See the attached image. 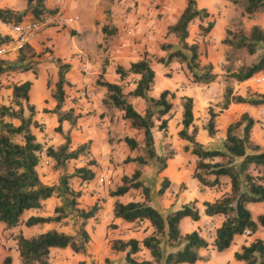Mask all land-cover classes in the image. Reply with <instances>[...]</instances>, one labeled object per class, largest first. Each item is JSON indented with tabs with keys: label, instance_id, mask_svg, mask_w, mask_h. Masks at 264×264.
Listing matches in <instances>:
<instances>
[{
	"label": "trees",
	"instance_id": "1",
	"mask_svg": "<svg viewBox=\"0 0 264 264\" xmlns=\"http://www.w3.org/2000/svg\"><path fill=\"white\" fill-rule=\"evenodd\" d=\"M229 1L242 9L243 16L250 19L264 14V0ZM186 2L187 6L178 21L170 25L167 31V38L174 36L178 42L161 44V50L167 54L158 58L157 62L166 67L173 63L186 65L192 73L193 84L208 86L218 79L214 65L202 63L200 44L191 43L189 39L191 25L197 20L203 22L210 14L207 10L199 8L198 0ZM52 13L54 10L48 9L46 0H27V7L23 11L0 8V23L18 25L28 15H31V19L43 20ZM214 26L215 22L211 20L208 24L201 25L200 35L207 37ZM103 32L107 36L117 34V30L110 29L109 26H105ZM12 42L10 35L0 32V49ZM223 43L228 48V64L225 66L227 87L224 101L219 106L220 112L228 110L232 104H248L257 108L264 106V94L243 97L235 94L232 85L233 82L245 83L264 72V29L260 25H253L249 30H228ZM37 57V53L28 44L19 50L16 61L0 59V75L27 72L38 75L40 62ZM54 62L58 67V81L52 97L57 105L48 112L57 116L59 125L56 131L64 136V144L46 147L34 134L33 128L41 127L35 120L36 108L30 104L33 85L31 81L15 82L11 87L12 104L0 106V224H5L7 230H14L23 223L27 227L62 223L72 216L82 219V224L75 234L54 229L30 238L23 234L16 235L15 241L22 264H54L51 255L55 249H71L76 254L87 253L91 241L87 223L100 211L98 205L90 210L79 208V199L83 193L76 191L69 183L70 179L78 178L82 184H90L95 179V171L89 166H84L77 168L72 175L66 174L70 162L91 157L92 142L73 148L70 134L63 131V124L66 122L75 128L81 114L74 108L65 109L66 86L69 85L67 75L71 71V64L62 59H56ZM238 62L241 64L237 66ZM117 73L123 82L112 83L101 78L97 81L98 86L107 90L103 105L119 110L123 118L130 123V127L142 137L125 136L122 140L131 152L137 153L134 157H127L124 164L134 163L136 168L132 175H124L121 184L110 192V196L116 199L113 215L115 220L130 224L146 223L147 231L152 230L142 241L134 238L111 241L113 251L126 255L124 264H198L204 260L202 250L213 246L219 253L226 252L233 246L237 236L250 232L247 236L254 237L261 228L264 229V214L255 219L249 209L251 204L264 203V146L252 139L253 129L260 121L249 113H244L239 120L228 126L222 149L207 148L196 139L199 129L195 123L192 97L178 98L171 90H164L158 98L150 95L155 86L156 71L149 53L132 63L129 69L119 66ZM124 81H132L135 85L129 93L126 92L127 84ZM130 98L146 102L144 113L135 108ZM175 99H179L182 111L183 127L179 137L191 144L186 150H191L198 159L193 177L202 186L209 188L222 186L223 178L229 180L228 192L213 202L204 203L205 215L223 217L213 242L206 239L201 231L195 230L186 234L182 231L181 224L184 219L190 218L195 222L201 219L196 202L184 205L165 217L153 205L151 188L144 179L146 170L150 167L156 168L158 174L168 168L172 155L159 153L155 134L156 131L168 130L175 115ZM218 116L219 113L213 108L209 109V120L205 129L211 137L219 132ZM15 120L20 122L19 125L14 123ZM19 138L21 142L17 141ZM44 153L55 161L56 168L61 172L59 183L56 185L45 184L39 174L38 168ZM93 164V161L89 163ZM169 186L170 181L165 178L159 195H164ZM131 191L139 192L141 200L122 201L121 198ZM53 197L61 200V205L56 207L53 216H32L25 222L24 216L27 212L42 209L45 202ZM142 251H147L150 258L140 259L138 255ZM235 259L243 264H264V239L255 238L250 241L235 254ZM0 264H14V258L7 255Z\"/></svg>",
	"mask_w": 264,
	"mask_h": 264
},
{
	"label": "crops",
	"instance_id": "2",
	"mask_svg": "<svg viewBox=\"0 0 264 264\" xmlns=\"http://www.w3.org/2000/svg\"><path fill=\"white\" fill-rule=\"evenodd\" d=\"M66 1L68 7V14L70 17L74 18V22L72 23L70 28H65V29L54 28V27L49 28L45 32L38 35L30 43L31 47L39 56L36 58L40 62L38 65L39 66L38 75H35L32 72L14 73L17 76L18 83H24L27 81L32 82L33 85L30 92V104L34 105L36 108L35 120L39 124L46 123L47 121H49L51 123L52 128L58 127L59 125L57 116L48 112V110H53L57 105L55 100L50 99L53 93L52 90L53 88L51 89L48 88L49 79H53L55 84L58 81V67L54 62L56 59H62L64 62L71 64L72 66L71 71L67 75V79L69 81V85L70 83L76 85L74 90H80L81 87L83 86L82 89L85 92L87 93L91 92V89L88 87V85H90L91 81L99 80L100 78L99 75H103L104 77L109 78L105 81L112 83H121L123 81L121 80V76L117 73V68L119 66H122L125 69H129L132 63L140 60L146 53H149L151 56L152 55H156L159 57L166 56L167 53L161 50L160 46L163 43H170L169 41H171V43L173 44L175 43L174 36H170L169 38H167L168 27L178 21L179 17L181 16L182 12L187 6L186 0H178L179 2L178 1L176 2V0H169L168 2L165 3L166 5L164 7L165 8L164 12L167 13V19L165 18L163 23L160 24L157 23L156 21V8H155L156 3L159 2L160 0H66ZM228 2L229 0H226V6ZM46 4L49 10L56 9V0H46ZM198 6L200 9L207 10L208 13L210 14V17H208V19H205L204 22L200 20H197L196 22L199 21L200 25H206L205 21L210 19L214 20L215 9H213L212 7L210 8L203 6L202 4L199 3V0H198ZM26 7H27V0H2L0 2V8H11L17 11H23L26 9ZM27 18H31V15H28ZM255 20L256 21L254 22L253 25H260L264 29V14H259L255 18ZM196 22H194L191 25L190 28L191 37L189 41L194 40L192 34V27ZM214 22H215V26L207 37H203L201 35L197 36L195 42H198L200 44L201 50L203 49L201 43H203L204 40L207 42L215 37L214 33L218 21L217 22L214 21ZM105 26H109L110 29L117 30V34L111 36L105 35L103 32V28ZM0 32L4 35H10L12 38L14 37V32L9 30L2 23H0ZM221 34L218 35L217 37L219 38L222 37ZM80 35H81L80 37L81 39H79ZM95 43H97V45ZM5 50L6 52L3 54L2 58L10 61H16L18 59L19 51L13 48V43H11L8 46H5ZM73 57L81 60L82 68L79 69L78 66L75 68V65L73 64L74 63ZM107 57H109L108 62H107ZM201 58L203 59V57ZM205 60L208 61V59ZM50 61L51 63H49ZM222 61L224 62L225 60L223 59ZM209 63H212L214 65V72L218 75L217 81L208 86H204V85L199 86L193 84L190 87L188 86L187 90L183 92L182 95V96L192 97L194 99V114L196 118L195 123L199 129L198 134L196 136L197 141L210 149H222L228 126L231 123L239 120L244 113H249L253 118L260 121V123H258L253 129L252 139L257 144L261 145L260 142L256 139L255 134L260 126L264 127L263 124L264 118L257 117L255 115V112L258 109H262L264 111V106L257 108L250 106L248 104H232L228 110L224 111L221 115L219 114V116L217 117V127L219 129V132L214 137L209 136V133L205 129L207 123L202 124L201 121L199 120L200 117L197 114L199 109L198 105L200 102L212 103L213 91H216L217 93L216 94L217 99L215 97L214 102L218 104L223 103L224 99H221V96L222 95L224 96L226 89L224 83L221 80L223 72H221V69H219L218 62H216L214 57H211ZM176 64L178 63H173L170 67H166L164 65L163 66L165 67L164 69H175L177 67ZM48 65L50 66V68ZM84 68H86L88 71L86 77H83L81 73V70L84 71ZM49 69H50V73L48 72ZM106 69H107V73H106ZM91 70H92V76L89 77V75L91 74ZM155 71H156V80H157L159 76L158 74L159 71L157 69H155ZM179 72H176L175 74L178 76ZM255 77L264 78V72L257 74ZM38 78L42 79L43 81V83H41L42 84L41 86L38 85ZM168 79L171 80L170 78ZM124 83L126 82L124 81ZM263 84L264 82L261 84H256L254 82V77L245 83H236V85L240 87H244L246 85L261 86ZM69 85L66 86V91ZM98 87H99V91H101L103 95L102 102L98 110H103L101 106L103 105V99L107 94V90L105 88H102L101 86ZM196 87H203L201 89H204L205 87V93L203 94L200 101L197 99L196 95L194 94ZM166 90H169V88H167ZM93 94L95 95V97H97L95 93ZM235 94L241 95L243 97H247V93L243 91L239 93H237L236 91ZM47 100L49 101V103H46ZM101 113H104V111H102ZM181 121H182V111L180 116V125H181ZM14 123L16 125H19L16 122ZM66 123H64L65 125L64 124L63 125L65 126V129L66 127H68L67 130L65 131L66 134L67 133L70 134L72 139V146L74 148H77L79 145L85 144L91 140L93 141V139L91 138L93 133H90V131L88 132V129H85V133L82 134L83 136H80L81 132L78 131V129L76 128L77 126L75 128H72L70 123L69 124ZM84 125L85 124H83V126ZM34 130L35 128H33V132L36 135ZM190 133H192V129ZM167 134L168 136L165 137L164 139L165 145L173 149L174 154L172 155L171 159H169L168 161V168L159 175L162 178H167L170 181V187H174L179 185V183H181L183 180L187 181L185 172L186 170H188L189 158H191V160L194 162L193 166L190 165L192 170V176H194L198 159L191 153V150L188 151L189 152L188 154L184 152V150H186V147L191 145L188 141L181 139L177 134L174 135L168 132ZM62 139L63 137L60 135L59 145H61ZM155 139H156V147L159 151L160 145H159L158 136L156 134H155ZM216 143L219 144L218 147L215 145ZM122 144L124 145L123 146L124 151H126V157L124 158V160L129 156L134 157L135 153L131 152L124 142H122ZM91 153H92L91 155H93L92 157L96 159L102 156L101 151L99 150V146L96 142H93L92 144ZM104 153H107L109 156H112L113 154L115 155L117 154V152L115 151V147L111 145L110 141H107V144L104 147ZM159 153L161 155H167L160 151ZM135 168H136L135 164L131 163L132 173L131 174L129 173L127 175H132L135 171ZM38 171L42 181L45 184L47 185L58 184V182L52 181V177H49V175L48 177H44L41 174L39 168ZM144 179L147 180V174L145 175ZM221 180L223 182V185L215 188L202 186L194 177H191L187 182H185L187 183V188L180 197V201H184V202L182 203L181 206L176 205L175 208L173 207L171 208L170 211H167V213L169 214L173 211L182 208L184 205L196 202V205L201 213V219L198 222H195L190 218L184 219L181 224V228L185 234L198 230L203 232L202 235H204L206 239H207L206 235L208 234L210 238L209 241L211 240L212 242L214 241L216 231L222 225L223 217L220 216L210 217L205 215L204 203L213 202L217 198L221 197L224 193L230 190L229 180L226 178H223ZM147 184L151 188L153 205L164 215L165 211L162 202L156 203V200L154 198V191L152 189V186L149 185L148 180H147ZM159 190L160 189L158 188L157 191L158 195H159ZM132 192L133 191H131L130 193ZM168 192H170L169 188L164 193L163 195L164 198L168 196ZM191 193H193V196H190ZM186 197H189L190 199L186 201L185 200ZM112 199L113 202H111V204L109 203V211H110V219H111L110 223L115 224L119 227V229L116 231L117 232L116 239L129 240L134 238L142 241L147 235L151 234L152 232L151 229L147 231L148 224H146L144 231L145 233L141 234L140 232H136L132 230L134 228V223L130 224L119 219L115 220L113 215V207L116 199L115 198ZM170 199L171 198L168 197L166 201L167 200L169 201ZM138 200H141V196H139ZM172 200L173 202L170 201V203H174L177 200V198H174ZM59 205H61V200L59 198L53 197L45 202V205L42 209L37 211L35 210V211L27 212V214L24 216V219L26 221L32 216H43V217L53 216L56 207ZM251 205L253 206L252 208H250ZM251 205H249V209L252 211L255 219L259 215L264 214V203L251 204ZM45 225H49V224H45ZM21 226L16 228L15 230L21 229ZM139 229L140 228L138 227V230ZM238 238H242V241L239 243V245H236L234 253H232L229 258L223 259L222 256L219 255L218 252L214 250V247L210 246L208 249L201 251V255L204 258V260L200 261L198 264H243L242 262H239L235 259V254L237 252H240L242 248L245 245H248L249 242L252 241L253 239L255 238L264 239V229L261 228L254 237H249L247 235L237 236L234 244L237 243ZM15 248H16L15 250L17 251V258L14 256L12 252L9 253V255H11L14 258V263L15 260L16 259L18 260L20 257L16 244H15ZM57 251H62V250L57 249ZM115 253H117L115 254V256L117 257L118 256L121 257L122 255V252H115Z\"/></svg>",
	"mask_w": 264,
	"mask_h": 264
},
{
	"label": "rangeland",
	"instance_id": "3",
	"mask_svg": "<svg viewBox=\"0 0 264 264\" xmlns=\"http://www.w3.org/2000/svg\"><path fill=\"white\" fill-rule=\"evenodd\" d=\"M2 0H0L1 2ZM169 0H160L156 3V21L157 23L162 24L165 18L167 19V13L165 11V3ZM178 0H176L177 2ZM179 2V1H178ZM199 3L205 7H212L215 9L214 20L218 21L217 26L215 28V37L210 39L209 41H205L202 44V63L208 64L210 62L211 57H214L216 62H218L219 69H221L222 74V82L224 86L227 87V83L225 81V66L228 64L226 59L227 47L223 43V40L227 37V31H240V30H249L251 26L256 21L254 19H250L247 16H243L242 9L236 7L232 2H228L226 6V0H199ZM210 20L205 21L206 24L209 23ZM225 20V21H224ZM204 22V21H203ZM226 22V25H225ZM225 25V26H224ZM200 22H196L192 27V34L194 40H191V43H194L197 39V36L201 34ZM70 28V27H68ZM65 29V28H63ZM222 33V34H221ZM222 35V37H217L218 35ZM75 35V34H73ZM81 35L79 36V39ZM174 44H177V39L174 37ZM171 43V41H169ZM97 45V43H95ZM214 44V45H213ZM102 47V46H101ZM264 51V50H263ZM106 53V51H105ZM2 58V57H1ZM0 58V59H1ZM161 58L156 55H152L153 66L155 69L159 71V76L156 80L155 87L153 91H151L150 95L153 97H159L160 94L169 88L176 96L179 98L183 95L188 88V86H192V73L189 71L186 65L176 64L175 69H164L165 67L157 62V59ZM205 59H208L206 61ZM225 60L224 62L222 60ZM75 68H82V62L80 59L73 57ZM109 57H107V62ZM251 59H248L250 61ZM247 61V59H246ZM51 63V61L49 62ZM70 64V63H69ZM237 66L241 64V62L236 63ZM49 66V65H48ZM50 68V66H49ZM180 71V72H179ZM50 73V69L48 70ZM178 73V76L175 74ZM83 77H86L88 74L81 70ZM107 73V69H106ZM180 75V77H179ZM92 76V70L89 77ZM103 80H107L109 78L104 77L103 75H99ZM41 78V77H40ZM38 78V85L41 86L43 83L42 79ZM99 78V79H100ZM170 78L171 80H169ZM98 80L91 81L88 87L91 89V92H85L81 87L80 90H74L76 85L73 83L69 85L67 88V100L65 109L69 110L72 107L76 109L78 114H81V118L78 120L77 129L81 132L80 136L85 133V129H88V132L93 133L91 140L96 142L99 146V150L101 151L102 156L98 159L91 157L81 158L80 160H74L70 162L66 168V174L72 175L74 174L77 168H81L83 166H89L92 170L95 171L96 176L92 183L88 184V187L85 188L84 184H82L81 180L78 178L70 179L69 183L72 188L76 191H81L83 195L79 199V208L90 210L93 206L98 205L100 207V211L95 218L90 219L87 223V229L91 235V241L88 245L87 253L85 254H76L71 249L57 251V249L53 250L51 255V261L54 264H124L125 263V254L122 253L121 257L115 256V253L112 250L111 241L117 238V230L119 227L115 224L110 223V211H109V203L113 202L112 197L110 196V192L115 190L120 184L123 175L131 174V164H124V158L126 157V151L123 149L122 140L125 136H134L136 138H141L142 135L137 131L133 130L130 127V123L123 118V114L114 108H106L104 105L101 106L103 110H98L100 104L102 102V93L99 91V87L97 84ZM18 82L16 74L12 75H1L0 81V106H8L12 104V85ZM126 92L129 93L133 88L134 84L131 82H126ZM216 85V84H215ZM213 85V86H215ZM234 87V92L237 93L243 91L247 93V96L254 97L256 94H264V84L261 86H244L240 87L236 85V82L232 83ZM212 86V87H213ZM48 88L54 91L55 83L53 79H49ZM203 87H196L195 95L197 99L200 101L203 94L205 93ZM207 91V89H206ZM91 93V94H90ZM95 93L97 97L93 94ZM216 91L212 93V103H199L198 107V116L199 120L202 124H206L209 119V109L213 108L220 115L223 112H220V103H215L214 99L216 97ZM50 99L54 100L51 96ZM217 99V97H216ZM221 99H224V96H221ZM133 102L135 108L140 112L144 113L147 108V104L145 101L140 99L130 98ZM56 102V101H55ZM46 103H49L47 100ZM174 103L176 108L174 110V118L170 121L168 130L166 131H156V135L159 140V151L163 152L167 155H173L174 150L167 147L165 145V137L168 136V133L177 134L179 136V130L182 129L180 125V116H181V107L179 99H175ZM222 104V103H221ZM91 105V106H90ZM91 108V109H90ZM104 111V113H101ZM29 114V112H27ZM48 114V113H46ZM255 115L259 118H264V111L262 109H258L255 112ZM177 118V119H176ZM17 124L20 122L15 120ZM66 124H69L68 122ZM83 124H85L83 126ZM87 124V125H86ZM159 124V123H158ZM262 124V123H261ZM65 125V124H64ZM63 125V131L66 134L68 127ZM41 128H35V133L39 141H41L46 147L54 146L58 147L60 135L63 137L62 144L65 143V138L62 134L56 131L57 127H51V123L47 121L46 123L40 124ZM73 128V127H72ZM178 132V133H177ZM256 139L260 142L261 146H264V127L260 126L258 131L255 134ZM17 141L21 142V139H17ZM107 141H110L111 145L115 147V151L117 154H113L109 156L107 153H104V147L107 144ZM52 143V145H51ZM217 147L219 144H215ZM73 147V146H72ZM74 148V147H73ZM186 154L189 152L184 150ZM135 153L134 155H136ZM120 159V160H119ZM123 159V160H122ZM93 161V165H89V163ZM194 162L189 158L188 160V170L185 172V176L187 181L193 177L192 170L190 165L193 166ZM39 170L44 177H52V181L59 183V178L61 172L56 168L55 161L49 158L46 153L42 155L41 163ZM147 180L149 185L152 186L154 191V198L157 202H162L164 208V216L168 215L167 211H170L171 208H175L176 205L181 206L184 201H180V197L182 193L187 188L186 180H183L179 185L170 187L168 196L166 198L163 195H158V188L160 189L163 185V180L158 173L156 168L150 167L146 170ZM54 177V178H53ZM147 180L146 183H147ZM140 196L139 192H132L129 195L122 198V201H133L138 200ZM190 196H193L191 193ZM171 198L169 201L166 199ZM177 198L174 203L172 199ZM190 199L186 197V201ZM172 204V205H171ZM253 206L251 205L250 208ZM28 218V217H27ZM25 220V219H24ZM26 222V221H25ZM82 224V219H79L77 216L69 217L64 220L62 223H51L49 225H38L33 227H27L24 223L21 226V229L18 230H7L5 224H0V263L3 259L9 255L10 252L14 254L17 258V251L15 250V236L19 234H24L26 237H33L50 230H58L61 232H65L68 234H75L79 231L80 226ZM138 227L140 228L138 230ZM146 223L134 224V228L132 230L136 232H140L144 234ZM124 231V230H122ZM203 233V232H202ZM122 235V234H121ZM204 236V235H203ZM207 239L210 240L208 234L206 235ZM242 241V238L237 239V243H235L230 250L224 253H219L223 259H227L230 257L236 248V245ZM212 242V240L210 241ZM166 246V244H164ZM211 250V249H210ZM215 250V249H214ZM168 251V250H167ZM166 251V252H167ZM216 251V250H215ZM140 259L150 258V254L146 251H142L139 255ZM14 264H22L21 259L15 260Z\"/></svg>",
	"mask_w": 264,
	"mask_h": 264
},
{
	"label": "built area",
	"instance_id": "4",
	"mask_svg": "<svg viewBox=\"0 0 264 264\" xmlns=\"http://www.w3.org/2000/svg\"><path fill=\"white\" fill-rule=\"evenodd\" d=\"M74 22V18L70 17L68 14V7L66 0H56V9L54 13L49 14L43 20H34L31 18H26L21 24L18 25H7L3 24L9 30L14 32L13 37V48L16 50H21L26 45L30 44L38 35L45 32L49 28H68ZM6 52L5 46L0 49V58ZM84 72L87 69L84 68ZM1 81V75H0ZM254 82L256 84H261L264 82V78L254 77ZM85 188L88 184H84ZM250 232L247 233L249 235Z\"/></svg>",
	"mask_w": 264,
	"mask_h": 264
}]
</instances>
